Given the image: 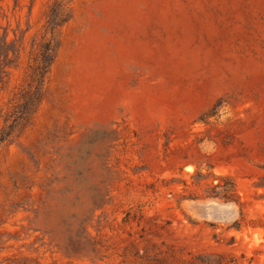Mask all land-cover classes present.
<instances>
[{"label": "rangeland", "instance_id": "obj_1", "mask_svg": "<svg viewBox=\"0 0 264 264\" xmlns=\"http://www.w3.org/2000/svg\"><path fill=\"white\" fill-rule=\"evenodd\" d=\"M262 183L264 0H0V264H264Z\"/></svg>", "mask_w": 264, "mask_h": 264}, {"label": "trees", "instance_id": "obj_2", "mask_svg": "<svg viewBox=\"0 0 264 264\" xmlns=\"http://www.w3.org/2000/svg\"><path fill=\"white\" fill-rule=\"evenodd\" d=\"M54 22V21H52ZM49 50V49H47ZM45 59L49 60L51 62V59L49 58V55H45ZM46 62V61H45ZM36 75H40V73H37ZM227 178H224L222 180L226 181ZM260 187H264V183L258 185ZM210 196L223 199L227 202H236L234 199L235 196V184L231 181V183L226 184H217L211 187ZM201 264H237L236 259L231 256L226 255H214V256H206L204 260L200 261Z\"/></svg>", "mask_w": 264, "mask_h": 264}]
</instances>
